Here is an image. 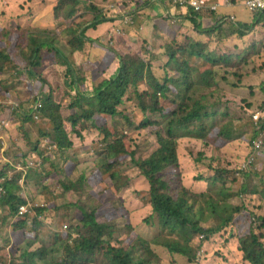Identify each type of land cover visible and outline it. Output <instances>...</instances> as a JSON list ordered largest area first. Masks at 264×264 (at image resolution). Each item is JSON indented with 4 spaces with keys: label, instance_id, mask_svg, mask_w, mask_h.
Returning <instances> with one entry per match:
<instances>
[{
    "label": "trees",
    "instance_id": "16d2710c",
    "mask_svg": "<svg viewBox=\"0 0 264 264\" xmlns=\"http://www.w3.org/2000/svg\"><path fill=\"white\" fill-rule=\"evenodd\" d=\"M91 1L86 0L87 3ZM79 5L80 0H56L50 16L53 22L62 20L56 28L0 26V101L12 99L13 95L20 100L26 83L33 93L29 109H16L11 116L6 104L0 103V114L8 113L10 121L14 116L20 136L24 142L28 141L30 151L40 159L44 156L40 150L42 141L48 152L55 150L60 157L82 147L86 135H99L101 149L96 151L93 169L88 175L82 173V177L87 178L75 179L76 167L69 165L63 171L66 179L59 177L58 185L65 193L81 192L83 182L87 181L89 188L106 190L116 196L124 187L119 185L122 181L118 175L120 165L129 160L147 187L145 198L150 216L145 225L149 227L153 223L154 239L149 242L137 235L127 211L123 225L116 228L110 225L113 220L107 219L109 214L104 208L100 216L95 209L80 208L79 223L74 215L67 213L57 235L49 233L33 215L20 216V207L31 204L28 200L31 196L20 190V181L25 176L24 171L18 170L22 166L28 171V156L16 148L15 152L11 150L12 157L8 160H2L5 156L1 155L6 168H15V171L11 176L6 173L7 169L0 173V209H7L4 222L14 220L10 225L11 239H2L3 227L0 226V264H159V258L151 249L153 246L193 264L203 244L218 235L227 240L224 238L227 232L232 233L231 239L236 244L234 252L243 263L264 264V214L255 217L241 203L245 199L255 200L259 211H264V125L255 124L250 115L247 117L248 104L242 116H235L226 108V101L215 98L219 91L215 68H223L234 77L232 88H238L248 78L244 69L256 58L254 48L264 45L253 42L252 48L232 52L209 49L208 43L194 41L186 35L182 39V36H175L171 41L165 38L159 57L143 41L137 51L125 54L117 53L107 44L104 48L116 63L115 74L109 79L99 78V73L92 68L96 74L89 72L86 76L74 57L79 54L87 58L86 45L91 42L86 38V29L97 25L103 17L96 15L91 24L87 23L86 17L77 15ZM87 7L89 11L95 10L94 6ZM187 12L190 30L195 32L200 31L199 21L216 19L214 12ZM259 22L262 17L257 25ZM249 28L238 25L233 34L241 38ZM202 29L205 36L218 31L216 26ZM62 33L69 38L68 52L57 45ZM196 60L199 63L193 65ZM49 70L60 76L65 97L59 96L60 83L54 86L45 78ZM258 71L264 75V62L258 65ZM158 72L160 76L156 75ZM259 89L264 97V82ZM124 102L134 104L141 117L139 121L131 124L122 116L118 108ZM263 107L264 101L258 107L259 112ZM63 109L68 111L67 119L62 116ZM117 116L123 119L122 127L147 131L152 144L149 154L136 160L124 131L110 124L103 125L106 118ZM9 123L3 127V132H11ZM32 136L37 139L33 147L30 144ZM182 138L201 145L202 150L195 155L189 150V159L197 167H204L203 161L208 162L211 172L208 178L198 176L195 179L196 183L205 185L202 192L183 187L177 158V145ZM235 140L248 142L247 157L231 169L222 151ZM3 144L2 136L0 145ZM249 158L251 161L241 170V165ZM42 162L43 166L48 159ZM14 164L17 166L13 168ZM234 201L239 204L234 205ZM45 212L41 209L37 215ZM42 237L52 238L51 244L44 245ZM6 248L11 251L9 262L5 260Z\"/></svg>",
    "mask_w": 264,
    "mask_h": 264
},
{
    "label": "rangeland",
    "instance_id": "374dc122",
    "mask_svg": "<svg viewBox=\"0 0 264 264\" xmlns=\"http://www.w3.org/2000/svg\"><path fill=\"white\" fill-rule=\"evenodd\" d=\"M158 1H160L165 7L168 6L167 8L172 9L170 3H167L163 0ZM54 2H56V0H0V26L2 28H56L60 26L62 20L53 22L50 17ZM151 3L152 0H92L90 3H87L86 0H80V5L78 7L79 11L77 12V15L82 14L83 17H86L87 23H90L93 21V17H95L96 15H100V17L107 16L111 19L112 17H115L116 14H120L121 22H123L125 18H128L129 21H132V25L126 27V29H129L132 26H137L136 28L138 29L140 22L142 21L140 18H143V16H145V9ZM88 5L94 6L95 10L89 11L87 7ZM111 7L115 12H111ZM140 11H142V14H140ZM125 12L129 14H125ZM104 13H106V15H103ZM117 23L118 22L116 20L112 21L111 23L108 21L100 22L99 24L101 25L97 29L98 35L100 36L106 31H109ZM176 24L177 23L170 21L165 23L164 25L167 31L172 33L176 32L169 38L170 41L171 39L173 40L175 36H182L180 39H182L184 36L183 31L178 33ZM95 28L96 27L94 26V29ZM120 33L125 35V27L120 28ZM112 35L118 34L113 31ZM142 37L146 40L152 41V38L148 34L143 33ZM59 38L60 40L57 42V45L68 52L66 43L69 38L64 33L60 34ZM109 41H112L111 35L106 40V43L108 44ZM247 45V48H252L251 44L248 43ZM129 47L131 48V52H133L134 45H131ZM212 48L213 47L211 46L210 49ZM214 48L219 49L217 47ZM254 50L257 52L256 58L252 59L253 63L250 64L249 67L244 69V71L247 72L248 78L243 82L242 86L238 88H232V83L235 81L234 77H231L230 74H227L223 68H215V72L218 75L216 81L217 87L219 89V91L215 94V98L220 97L219 99L222 102L223 100L226 101L228 103V105H226V108H229V110L234 113L235 116H242V114L244 113L243 109L245 107V104L249 105L247 117H249V115L252 116L256 112H259L258 107L261 106L262 102L264 101L263 94L259 89L260 85L264 82V75L262 72L258 71V65H261L264 62V51L261 50L260 45H258V48H254ZM75 58H78L75 59V63H80V55L75 54ZM102 58H104V65H107L109 62H113L110 53H104ZM198 63L199 61L196 60L193 65H196ZM156 75L160 76L161 73L158 72ZM222 76L225 77L226 81H224ZM45 78L54 86L56 85V83H60V87L62 88L63 83H61V78L59 75L50 71V73ZM107 78L108 77H104V79ZM25 85L26 86L22 90V97L20 98V100L15 99L16 95H13L12 97H10L12 99L0 101V103H3L5 105L11 100H18L20 109L22 107L29 109L31 106V100L29 99L30 96L33 95V93L31 88H28L30 86L27 85V83ZM87 88L91 90V88ZM65 92L66 90L62 88V91L59 92V96L65 97ZM57 96L55 97L57 98ZM212 101L215 102V100ZM64 107L66 108V106ZM125 107L127 108V110H125ZM220 109L223 108L220 107ZM118 110L120 111L122 116L126 117L130 121L131 124L135 123V121H139L141 118L139 112L132 103L125 104L124 102V104L119 107ZM62 116L64 119H67L68 111H66V109H63ZM0 119L8 121L7 123H9L10 116L5 112L3 116L2 114H0ZM11 119L12 120L10 121L9 126L12 128V132L5 131L2 134L4 143L6 144V148L8 149L6 151V149H4L5 147L3 148V146L0 145V173L2 170L7 169V164L2 160L5 161L12 157L11 150L14 151L16 150V148H18L19 151L22 150L23 153L28 156V162L29 164H32V167H30V169L26 171L25 177L20 181V190H23L27 194V196L28 194L29 196H31V198L27 199L31 201L30 203L34 213H36L38 209H43L46 211L44 214L42 213L44 218H41L37 221L45 229H47L49 233L57 235L58 232H60L61 224L64 223L63 221H65L61 220L66 218L67 213H70L72 216L74 215L76 223H79L81 219V213L79 211L80 208L85 209L86 211L95 209L98 211L99 216L102 215L100 210L104 208L105 213L112 216L110 217L108 215L107 218L113 220V223L110 224L111 226H114L116 228L121 227L124 222L123 217L125 216V211H127L130 214L132 227L134 228L137 235L149 242L154 239L155 230L153 223L151 222L149 227L145 225V221L150 216L148 201L147 198H145L147 187L144 181L138 176L137 171L134 170V166L132 163H130L129 160L123 161V163L120 165L118 175L120 176L122 181L119 182V185L124 187L116 196H112L106 190L89 188V185L86 183L87 181L83 182L81 192L76 191L65 193L63 187L58 185V182L60 180L59 177L66 179L63 175V171L69 165L76 167L75 171L77 173H75V179L77 177H82V173H86V175L90 174L94 166L93 162H95L96 151L101 149V145H99L98 143V141L100 140V136L86 135L85 139L83 140V146L75 148L76 150H78V152L76 150H72L65 153V155H62L65 156L66 159H63L62 156L58 157L55 153V150H53L54 152H48L47 149H45V142L42 141L40 143V150L41 152H43L44 156L40 159L30 151L28 141L24 142L23 137L20 136L17 120L14 119V116ZM103 121V125H105L106 127L110 124L113 125L116 129L121 128L124 131V134L129 139L130 145L135 152L136 160L141 159V157L151 152L152 144L147 131H137L135 130V128H131V126L129 128L122 127L123 119L121 118V116H117L114 119L106 118ZM99 122L102 123V120L99 119ZM66 127L69 130L70 125L67 122ZM36 142V137L32 136L30 141L31 146L33 147ZM247 146L248 142L235 140L231 144L228 143L225 149H223L222 154H225V156L231 163V169H235L240 165V163L245 161V158L247 157ZM189 150L191 153H193V155H195V153L202 150V147L197 141H189L188 139L182 138V140H180L177 145V158L179 171L182 176V184L183 187L187 190L199 193L204 191L205 185L196 183L195 179H197L198 176L208 178L211 172H209L207 168L208 162L203 161L202 166L204 167H197L192 162V160L189 159ZM1 155L2 157L5 156L4 159L1 158ZM56 158L59 159L58 162H56ZM38 159H40L41 162ZM44 159H48V162H46L42 166V161ZM27 165L28 164H26V166ZM255 165H257V171V160L255 161ZM16 166L17 165L14 164L13 168ZM18 166L21 165L18 164ZM14 171L15 168L14 170L10 168V170H6V173H9L11 176L12 172ZM47 174H49L50 176L47 177ZM82 178L87 177L84 175ZM33 186H38V188H35ZM234 186L235 185H233L232 187ZM241 203L245 204L248 210L252 212L255 217L264 214V211H259L258 203L255 200L245 199ZM233 204L237 205L239 204V202L234 201ZM70 207L72 208L68 210ZM7 215V209H0V226L3 227L1 230V236L3 240L12 238L10 225L13 224L14 220H8L7 222H4V219L7 217ZM101 220L103 221V218ZM224 234H226L224 238L227 240L221 239L220 235H218L212 238L208 243L203 244L200 250L197 252L196 260L193 264H245L234 252L236 244L235 241L231 239L233 238V236L231 235L232 233L229 234L227 232ZM122 235L123 234H121V236ZM49 240H52V238L42 237L44 245H50L51 242ZM224 241L226 242V244L224 243ZM151 249L153 253L159 258V264H190L187 263V261L183 258L168 255L166 251L161 250L158 247L153 246ZM10 252L11 251L9 248L5 249L6 262H9L10 260Z\"/></svg>",
    "mask_w": 264,
    "mask_h": 264
},
{
    "label": "crops",
    "instance_id": "0c3cea01",
    "mask_svg": "<svg viewBox=\"0 0 264 264\" xmlns=\"http://www.w3.org/2000/svg\"><path fill=\"white\" fill-rule=\"evenodd\" d=\"M209 1L219 5L217 11L214 12V17H216V19L210 18L199 21L198 24L201 27L200 31L198 32L190 30L189 20L186 18L188 13L187 11L173 7L172 9H169L158 0H152V3L147 6L145 9V16L140 18L142 21L140 22L138 29L136 28L137 26H132L129 29L125 28V35L121 33L119 35H112L113 31L123 27L121 25L122 22L120 20V14H116V16L112 17L111 19L107 16H104L101 20L97 21L98 23L95 25V29L94 26L91 28L88 27V29H86V38L89 39L91 44L87 43L86 45L87 58L80 55V63L78 62V64H81L83 72L86 76H88L87 74L89 72L96 74L97 71L100 75L99 78L108 77L107 79H109L112 77L116 71V63L109 62L107 65H104V58H102L103 54L106 53V49L104 47L107 46L106 40L110 35L112 37V41H109L110 44L108 43L110 46L109 48L114 49L119 54L131 52V48L129 47L131 45H134L133 50L137 51L138 46H141L140 42L143 41L146 43V45H149L147 47L149 50H153V53H156L159 57H161L162 50L160 47L162 42H165L166 39H169L172 36L171 32L167 31L164 26L165 23L170 21L177 23L176 29L178 30V33L184 31V36H189L194 39V41H200L205 44L208 43L209 49L212 46L213 48L217 47L220 50L242 52L243 48H247L248 43L251 44L255 42L264 45V17L259 14L251 13L245 9L243 5L244 0ZM225 2H227L230 6H223ZM125 14L129 13L125 12ZM140 14H142V11H140ZM103 15H106V13ZM260 17H262V22H259L260 24L257 25ZM103 20L104 22L108 21L110 23L116 20L118 23L109 31H106L104 34L99 36L97 29L101 25L99 23ZM216 22L217 24H215ZM238 25H243L245 27L250 26L247 34L241 38L237 37L236 34H233L235 33L236 28H238ZM212 26H216L218 31L213 32L210 34V36H205L202 28L206 29ZM143 33L150 35L152 41L144 39L142 37ZM261 50L264 51V47H261ZM92 68H94L96 71H93ZM3 146L5 148L7 147L5 143ZM55 160L56 162L59 161L57 158ZM33 187L38 188V186Z\"/></svg>",
    "mask_w": 264,
    "mask_h": 264
},
{
    "label": "built area",
    "instance_id": "2783aa9c",
    "mask_svg": "<svg viewBox=\"0 0 264 264\" xmlns=\"http://www.w3.org/2000/svg\"><path fill=\"white\" fill-rule=\"evenodd\" d=\"M167 3H170L173 8H179L181 10L185 11H192L195 13H208V12H216L218 8L217 3L210 2L209 0H163ZM229 4L225 2L223 6L229 7ZM243 5L245 9H247L249 12L254 13V14H259L262 17H264V0H244ZM112 9V7H111ZM111 12H115L113 9ZM121 20V19H120ZM132 21L128 18H125L123 20L122 24H131ZM115 33L118 35L120 34V29L115 30ZM110 44V43H109ZM6 106L10 109V115L12 116L13 111L16 109H19V102L18 101H9L6 103ZM252 119L255 124L259 125L263 123L264 125V107L260 112H256L255 114L252 115ZM8 121L1 120L0 123V140L2 139V133H3V127L7 125ZM264 127V126H263ZM255 147L259 146V143H253ZM251 161V158H249V161L246 163H243L240 167V169H245L247 167V164ZM3 193V190H2ZM25 214H34L33 208L31 204L28 206H23L20 207L19 209V215L24 216Z\"/></svg>",
    "mask_w": 264,
    "mask_h": 264
},
{
    "label": "clouds",
    "instance_id": "9594fccd",
    "mask_svg": "<svg viewBox=\"0 0 264 264\" xmlns=\"http://www.w3.org/2000/svg\"><path fill=\"white\" fill-rule=\"evenodd\" d=\"M30 167H32V164H29V169H30ZM37 167H38V165H37ZM28 169V170H29ZM18 170H21V171H24V176H25V173H26V171L24 170V169H22V168H18ZM41 209H38L37 211H36V213H34V214H32L33 215V218H36L37 220H39V219H41V218H44L43 217V215H37V212L38 211H40ZM38 222V221H37ZM39 223V222H38Z\"/></svg>",
    "mask_w": 264,
    "mask_h": 264
}]
</instances>
